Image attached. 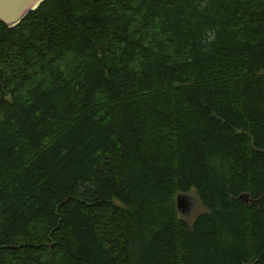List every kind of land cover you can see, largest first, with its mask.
Returning a JSON list of instances; mask_svg holds the SVG:
<instances>
[{
	"label": "trees",
	"instance_id": "obj_1",
	"mask_svg": "<svg viewBox=\"0 0 264 264\" xmlns=\"http://www.w3.org/2000/svg\"><path fill=\"white\" fill-rule=\"evenodd\" d=\"M0 264H264V0L0 21Z\"/></svg>",
	"mask_w": 264,
	"mask_h": 264
},
{
	"label": "water",
	"instance_id": "obj_2",
	"mask_svg": "<svg viewBox=\"0 0 264 264\" xmlns=\"http://www.w3.org/2000/svg\"><path fill=\"white\" fill-rule=\"evenodd\" d=\"M45 0H0V21L13 28L32 11L37 10ZM247 193L241 194L240 198L248 202ZM187 195L180 192L177 195L178 211L182 212L186 206Z\"/></svg>",
	"mask_w": 264,
	"mask_h": 264
},
{
	"label": "rangeland",
	"instance_id": "obj_3",
	"mask_svg": "<svg viewBox=\"0 0 264 264\" xmlns=\"http://www.w3.org/2000/svg\"><path fill=\"white\" fill-rule=\"evenodd\" d=\"M185 193L187 195L186 206L183 207L182 212H179V216L192 224L198 214L206 211V207L200 201L195 189Z\"/></svg>",
	"mask_w": 264,
	"mask_h": 264
}]
</instances>
